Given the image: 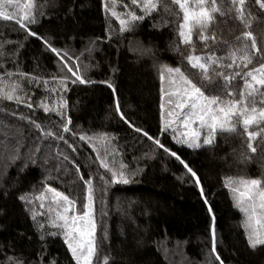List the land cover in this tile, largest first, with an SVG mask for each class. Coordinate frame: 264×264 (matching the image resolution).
Here are the masks:
<instances>
[{
	"label": "trees",
	"instance_id": "16d2710c",
	"mask_svg": "<svg viewBox=\"0 0 264 264\" xmlns=\"http://www.w3.org/2000/svg\"><path fill=\"white\" fill-rule=\"evenodd\" d=\"M105 2L34 0L32 11L39 22L29 25L31 30L54 47L67 50L70 57H79V60H67L63 71L60 65L65 62L47 51L41 40L28 36L15 21L0 18V65H3L0 72L7 69L15 73L18 67L21 72L41 78L37 85L18 76L5 77L8 83L14 79L21 84L24 93L31 96L33 108L0 100V143L14 146L18 140L22 144L20 157L14 161L0 151V264H15L16 258H22L23 264H41L39 253H44L42 264H49L50 259L55 264H75L63 235H46L41 240L37 224H44L46 233L57 231L47 223L51 215L48 204L39 199L49 186L70 199L75 198L77 213L82 210L81 202H86L87 193L80 176L91 177L95 186L96 237L100 248L94 264H105V257L107 264H206L213 224L216 252L224 264H264V246L255 249L249 246L241 223L242 213L227 184L228 178L264 179V144H259L260 137L253 142L257 151L252 153L246 146V136L218 133L212 146L190 149L177 144L171 131L162 133L160 72L164 66H180V53L173 50L179 44L180 21L161 10L140 22L134 31L120 33L118 21L105 13ZM107 2L111 4L112 0ZM16 3L19 7L5 5L3 10L22 15L27 0ZM125 3L130 0H115V10L123 13ZM246 7L251 13L247 17L251 20L247 30L256 36L257 46L264 47L261 40L264 13L254 0H246ZM40 11L44 12L43 16L39 15ZM216 21L217 36L228 41L246 30L234 18L216 14ZM94 38L100 39L90 45ZM193 40L196 41L195 35ZM180 50L187 55L183 45ZM201 50L197 42V53ZM256 65L257 58L253 56L249 68ZM69 68L93 81L75 85L70 80L67 82L68 90L63 98L68 102L66 117L72 121L69 128L94 137L109 134L111 154L106 159L110 167L118 170L124 165L126 172H137L128 184L108 182L111 172L100 166L92 144L81 141L79 135L73 137L71 132L63 133L67 144L51 137L43 141L42 154L37 153L35 163L25 164L27 150L40 133L28 119L21 117H30L54 133L62 132L57 126L60 117L55 112L45 113L38 104L44 101L55 107L59 103L61 93H50L47 89L59 87V81L52 80V76L74 78ZM44 80H48L47 86ZM100 81L110 82L116 91ZM235 83L239 91L242 81L237 78ZM117 100L124 119L115 111ZM129 124L176 151L200 177L203 195L179 161ZM93 143L103 154L99 139ZM44 144L49 147L44 148ZM21 196H26L28 203ZM6 256L13 260L7 261ZM212 259L214 264H219L214 254Z\"/></svg>",
	"mask_w": 264,
	"mask_h": 264
},
{
	"label": "snow or ice",
	"instance_id": "6c2138e0",
	"mask_svg": "<svg viewBox=\"0 0 264 264\" xmlns=\"http://www.w3.org/2000/svg\"><path fill=\"white\" fill-rule=\"evenodd\" d=\"M254 3L264 13V0H254ZM5 5L19 7L16 0H0V18L5 21H15L21 29L26 31L28 36L41 40L47 51L58 57L59 61L65 62V64L60 65L61 71H63L67 60H79V57H70L67 50L54 47L47 39L38 36L37 32L31 30L29 25H35L39 22L37 15L32 11L34 0H27L24 5L25 11L19 16L3 10ZM123 8V13H118L115 10V0H112L111 4L106 0L104 4L105 13H110L118 21L120 33L134 31L140 22L146 18H151L154 13H159L161 10L180 21L177 27L179 44L173 46V50L180 53V66H164L160 72L162 133L171 131L172 139L177 144L186 145L190 149L212 146L218 133L246 136L247 148L255 153L257 146H253V142L257 140V137H260L259 144H264V47H258L256 36L251 30H247L251 24V20L247 17H250L251 13L246 7V0H219V3L218 0H130V3H125ZM137 10H139V14ZM216 14L222 18L239 20L246 30L235 36L232 41L218 37L214 30L218 26ZM39 15L43 16L44 12L40 11ZM164 22L167 23V21ZM109 31L111 32V28ZM194 35L196 41L193 40ZM98 39L100 38H94L89 42L90 45H94ZM261 40L264 41V35L261 36ZM197 42L202 46L199 54L197 53ZM180 45L185 47L187 55L181 52ZM20 47L22 48L23 45L21 44ZM203 49H207V51H203ZM88 50L91 51V49ZM218 52L223 54L217 55ZM253 56L257 58V65L249 68ZM79 67L80 65L77 63V70ZM225 69L229 71L226 72ZM68 71L72 72L74 78L67 75L52 76V80L59 81V87L47 89L50 93H57L58 91L61 93L59 103L55 107H50L44 101L38 104V107L42 108L45 113L55 112L60 117L57 126L62 129V132L54 133L50 129L46 130L47 126L37 123L30 117H21L28 119L29 123L33 124L40 133L33 145L27 150L25 164L29 161L35 163L37 153H41L43 141L51 137L55 141H64L67 144L68 141L63 133L71 132L73 137L79 135L81 141H88L92 144L100 166L111 172V179L108 182L128 184L132 177L137 175V172L135 170L126 172L124 165H120L118 170H113L110 167L106 159L111 154L109 152L111 144L109 134L103 133L99 137H94L88 136L86 133L74 132L69 128L72 121L70 117H66L68 102L63 98L68 90L67 82L70 80L71 84L75 85L77 83L89 84L93 81L78 75L71 68ZM13 76H18L22 80L26 79L29 84L35 82L37 85L41 78L21 72L18 67L15 73L7 69L0 72V100L15 101L17 105L23 103L26 104L27 108L32 109L31 96L24 93L21 84L14 79L8 83V80L5 79V77L11 79ZM237 78L242 81V87L239 91H237L235 83ZM165 81L167 87L163 86ZM43 83L47 86L48 80H44ZM100 83L107 84L113 92L116 91L110 82L100 81ZM115 111L121 119H124L118 100L115 102ZM125 122L127 123V121ZM50 123L56 124L55 121ZM129 127L134 128L137 133L142 132L143 136L153 141L159 149H163L165 153L179 161L203 195L204 188L200 177L176 151L167 148L159 138H153L141 128L131 124ZM253 128L255 130H250ZM97 138L103 148V154L100 148H97L93 143ZM21 147L22 144L18 140L15 141L14 146L9 143H0V151L12 161L20 157ZM48 147L49 144H44V148ZM69 147L72 146L69 145ZM73 151H75L74 148ZM64 159L67 160L68 157L65 156ZM56 171H59V167ZM65 171H67L66 167ZM80 179L83 181L87 193L86 202H81L82 211L80 213L74 211L75 198L70 199L68 195L49 186L50 199L55 204V208L49 207L48 212L51 215L48 216L47 223L57 231L46 233L44 224H37V229L40 232L41 240H44L46 235L62 234L75 264H94V257L100 248V241L96 237L97 223L94 215L95 186L91 177L84 179L83 176H80ZM227 184L230 191L235 194L236 207L242 213L241 223L245 229L249 246L253 249L257 246H264V179L228 178ZM20 199L28 203L26 196H21ZM39 199L43 201L44 197L41 196ZM205 202L207 203V200ZM40 207L43 208L44 204L41 203ZM208 211L212 212L210 205ZM40 215H44V213H40ZM33 220L36 221L35 215H33ZM214 220L215 217L213 216ZM103 238H107L106 232ZM216 243V232L213 224L211 249L206 258V264H214L213 254L214 259L219 261V264H224L216 252ZM43 255L44 253L38 254L41 264ZM6 260L12 261L13 257L6 256ZM104 260L107 264L108 257H105ZM15 264H23L22 258H16ZM49 264H55V260L50 259Z\"/></svg>",
	"mask_w": 264,
	"mask_h": 264
},
{
	"label": "rangeland",
	"instance_id": "374dc122",
	"mask_svg": "<svg viewBox=\"0 0 264 264\" xmlns=\"http://www.w3.org/2000/svg\"><path fill=\"white\" fill-rule=\"evenodd\" d=\"M164 87H167V83H166V81H165V83H164V85H163ZM46 193L43 195V197H44V199H43V201L45 202V203H47L48 204V206L50 207H53V208H55V204L51 201V199H50V197H51V193L48 191V189H47V191H45ZM234 194V193H233ZM234 198H235V202H236V197H235V194H234ZM74 211L77 213V211H76V206H75V209H74ZM82 211V210H81ZM80 211V212H81ZM80 212H78V213H80ZM70 214H71V210H70ZM94 215H95V207H94ZM95 219H96V216H95ZM97 223V222H96Z\"/></svg>",
	"mask_w": 264,
	"mask_h": 264
}]
</instances>
